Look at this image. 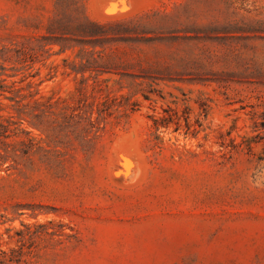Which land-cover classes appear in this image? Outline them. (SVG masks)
<instances>
[{
    "label": "rangeland",
    "instance_id": "374dc122",
    "mask_svg": "<svg viewBox=\"0 0 264 264\" xmlns=\"http://www.w3.org/2000/svg\"><path fill=\"white\" fill-rule=\"evenodd\" d=\"M0 264H264V0H0Z\"/></svg>",
    "mask_w": 264,
    "mask_h": 264
},
{
    "label": "trees",
    "instance_id": "16d2710c",
    "mask_svg": "<svg viewBox=\"0 0 264 264\" xmlns=\"http://www.w3.org/2000/svg\"><path fill=\"white\" fill-rule=\"evenodd\" d=\"M63 5V4H62ZM73 5V12L78 13L80 10V7L82 5H80L79 1H73V3L71 4ZM70 6H67V9ZM88 26H93V28L95 29H99L102 33L104 29L107 28L106 25H98V24H92L91 22H89V20L87 19L86 15H84L82 17V15H75V16H70L67 19V24H66V29L69 33L72 34H82V33H91L88 29ZM69 48L73 47V45L67 46Z\"/></svg>",
    "mask_w": 264,
    "mask_h": 264
},
{
    "label": "bare ground",
    "instance_id": "6f19581e",
    "mask_svg": "<svg viewBox=\"0 0 264 264\" xmlns=\"http://www.w3.org/2000/svg\"><path fill=\"white\" fill-rule=\"evenodd\" d=\"M135 1V0H134ZM133 3V2H132ZM135 5V4H134ZM135 7H136V5H135ZM133 9V8H132ZM132 12V11H131ZM127 14V13H126ZM120 15V14H119ZM124 15V14H123ZM128 15V14H127ZM114 16V15H113ZM105 17V16H104ZM118 17V16H117ZM110 18V17H109ZM120 185V184H119Z\"/></svg>",
    "mask_w": 264,
    "mask_h": 264
}]
</instances>
